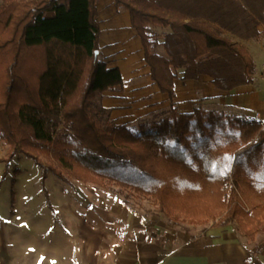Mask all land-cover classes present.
<instances>
[{
	"label": "trees",
	"instance_id": "trees-1",
	"mask_svg": "<svg viewBox=\"0 0 264 264\" xmlns=\"http://www.w3.org/2000/svg\"><path fill=\"white\" fill-rule=\"evenodd\" d=\"M98 0H3L0 6L2 175L21 154L65 184L113 185L190 223L264 230V122L195 108L179 112L174 82L212 79L222 91L252 83L247 48L264 26V0H113L130 15L168 113L114 125L102 94L121 91L99 52ZM155 28L166 29L159 42ZM161 45L164 54L155 49ZM46 192V191H45ZM46 194V193H45ZM253 253L264 255V241Z\"/></svg>",
	"mask_w": 264,
	"mask_h": 264
},
{
	"label": "crops",
	"instance_id": "crops-1",
	"mask_svg": "<svg viewBox=\"0 0 264 264\" xmlns=\"http://www.w3.org/2000/svg\"><path fill=\"white\" fill-rule=\"evenodd\" d=\"M96 9L100 57L108 68L120 70L123 81L121 91L102 94L100 105L109 110L114 125L134 127L158 120L168 113L171 101L151 78L129 13L117 9L113 0H98ZM259 32L257 39L234 40L247 48L254 61L251 84L222 91L206 75L182 80L178 73L173 98L177 110H218L264 122V26ZM2 175L0 264H264V255L252 252L259 242L243 239L232 225L175 234L161 219L143 218L130 204L99 198L91 205L85 193L67 184L68 189L57 187L49 199L51 208L40 213L34 208L35 198L22 207L20 192L10 199L11 174L4 179Z\"/></svg>",
	"mask_w": 264,
	"mask_h": 264
},
{
	"label": "rangeland",
	"instance_id": "rangeland-1",
	"mask_svg": "<svg viewBox=\"0 0 264 264\" xmlns=\"http://www.w3.org/2000/svg\"><path fill=\"white\" fill-rule=\"evenodd\" d=\"M2 3L3 0H0V6L2 5ZM154 32L158 34V40L159 42H161L163 35L168 33L169 31L166 29L164 30L161 28H155ZM226 36L233 41L237 39L235 36L229 33H227ZM155 52L162 55L164 54L161 45H159L155 49ZM258 63L260 65L261 61ZM136 126L137 125H135L134 127ZM8 151H9V146L6 144L5 141L0 139V159H5L7 157ZM4 170H5V164L0 163V175L2 172H4ZM8 173L11 174L9 179L10 180L9 185L7 186L9 190V198L11 199V195L13 197V194L15 197V193L17 197V193L20 192L21 193L20 198L22 199L20 201L21 207L24 205V203L27 204L30 198H35L36 201H34L35 202L34 208L37 212L40 213L42 210H46V209L48 210V208L49 209L51 208L50 207L51 203L49 199L52 198L53 195L57 193L58 186L61 188L68 189L67 187L68 184L65 185V183L58 180L50 173H48L46 180L44 181V183H42L40 168L36 166V164L32 161V159H29L21 154L16 155V157L12 161H10L7 174ZM68 180L70 183L68 186L71 188V190L73 191L79 190L80 192L85 193L91 205L96 204L99 198H108L110 200L115 199L116 201H118V203L130 204L132 207L131 209H137L138 212L143 216V218L148 219L150 216H153L155 218L158 217L164 222L165 225H168L169 231L175 234L177 233L187 234V235L197 234L199 231L201 230L203 231L206 227L210 225L220 226L218 224V219L215 221H209L207 223L198 224V223H190L182 217L174 218L167 216L164 213L160 212L158 206L154 204L152 201L137 196L129 191L121 190L113 185L105 184L99 187L92 184H83L70 177L68 178ZM11 181L14 182L13 186L11 185ZM39 194H40V198L37 199ZM11 204H13V198ZM14 206L16 207L18 206L17 200L16 202H14ZM36 206H38L39 208H37ZM20 215L22 216L23 212H21ZM27 219L29 220V217ZM229 225L234 226V228L237 230L238 233H240L243 239H246L248 241L257 240L259 243L264 241V230L258 232L254 237L247 238L238 229L237 224L232 223Z\"/></svg>",
	"mask_w": 264,
	"mask_h": 264
},
{
	"label": "built area",
	"instance_id": "built-area-1",
	"mask_svg": "<svg viewBox=\"0 0 264 264\" xmlns=\"http://www.w3.org/2000/svg\"><path fill=\"white\" fill-rule=\"evenodd\" d=\"M262 67L264 68V63L262 64Z\"/></svg>",
	"mask_w": 264,
	"mask_h": 264
}]
</instances>
